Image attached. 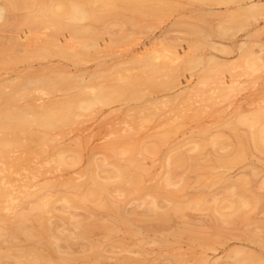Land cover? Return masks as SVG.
I'll list each match as a JSON object with an SVG mask.
<instances>
[{
    "label": "rangeland",
    "instance_id": "374dc122",
    "mask_svg": "<svg viewBox=\"0 0 264 264\" xmlns=\"http://www.w3.org/2000/svg\"><path fill=\"white\" fill-rule=\"evenodd\" d=\"M163 1L164 0H161V1L152 0L151 3L150 2L148 3V6L155 4L153 7L157 8V6L159 5L158 6L159 8L160 6L161 7L163 6V8L160 9L161 11L159 13V10L156 11V8L150 7V10L152 9L151 13H148L150 11L148 10L147 11L148 14L146 13V15L138 18V22H139L137 24L138 27L136 26L130 29L131 27L130 28L126 27L127 25L124 23H119L120 21H116V20H110L111 22L107 21L108 23L106 22L107 23L106 31L104 32V35L102 36L103 39L101 38L99 40L101 41V43L98 46L100 49H98V51L96 52H91L90 54L86 56L87 58L84 57L80 62L73 64L72 63L73 61L71 62V60L69 59L62 58L63 59L62 60L61 58H58L57 56H54V55L50 57L51 59L49 58L50 61H46V62L44 60L46 59L49 60L48 56L39 57V60L38 58L33 59L37 57V56L36 57L33 56V58H30V62L27 64L25 62H28L29 60L25 61V59L21 61V62L25 61L24 63L19 64L18 62H16L17 65L15 68L16 71L14 70L15 72H17L18 68L21 71H23L29 67L32 68V66H34L33 67L34 69L35 67L38 66L37 67L38 69L39 67L40 68L45 67V65L46 67L47 65L51 66L49 64H51L52 62L53 63L55 62L56 67L57 65L60 66V64L63 67L67 66L69 67V70L71 72L72 71L75 72V69L77 70L78 68H79L78 70L82 69L85 72L84 74L85 76H87V73L91 74L95 72L97 68H98L97 69L98 71V70H104V67H105V70H107L106 73H108V71L109 72L115 71L116 73L113 72L114 73L113 76H116V77H113L110 75L105 76L104 73L103 74L101 73L102 75H100L98 80L95 79L97 82H95L94 80H91V82L87 81V83L91 85L92 83L96 84L99 82V83L105 84L108 82L109 84L113 82H119L120 77L127 76L128 73L133 74L138 71L137 67H135L133 64L131 65L129 64L130 57H133V56L137 57L138 55L143 56L144 52L148 51L150 53L152 51L153 53L156 52L155 53L156 57H157V54L159 57V58L157 57L153 59V62L155 64H157L158 66L160 65L159 66L160 71L158 72V75H156L157 79H164L166 78L167 75H171V73L172 75H175V77H179L177 78V82H178V84L176 83L177 86L174 85L173 87H170L169 90L168 88H158L157 89V87L149 90L145 86L143 85L141 86L143 90L145 89L144 91H147L148 93L150 92L149 94L154 100L158 99L157 101H159L160 103V104L159 103L157 104L159 108L157 106H155V108L153 107L154 109L152 108L151 115H154V117L152 116V120L150 119L151 121L150 120L141 121L144 114L147 113L148 111H146V109H143V108L141 109V111H139L140 108L142 107L140 101L138 102L131 101L129 102V104L124 103L122 101H119V102L116 101V102H113L114 104L113 103L107 104L108 106L98 105L92 108L91 110L84 112L83 114H80V116H77L73 122L66 125L65 128L61 131L58 129L51 131L48 134L49 145H51L52 149H65L67 152L66 158H68V160L71 161V164H69L68 166L55 168L56 171L54 169L53 170L49 169V172L48 170H43L44 172V173L42 172L43 174H40V172H35L34 174H31L32 177L27 176L29 179L28 178L26 179L30 181V179L32 178L30 183L36 184L37 186L45 182H49L53 184L54 187L50 190L51 191L50 193L51 195L54 194V196L55 195L60 196L63 194H73L75 190H73V188L70 186V183L72 182L81 183V181L85 179L86 177L85 170L88 167L90 161L99 163L100 169L105 168V170L100 171L101 177H105L108 175L107 169H111L115 165L126 162V158H128L127 152H123L122 148H118L117 152L113 151L111 148L112 147L111 145L114 142L113 140H116L117 138H125L122 140L131 142L132 146L134 144L135 154L134 152L133 154L135 157L141 160L140 168L143 174L142 175L143 183L145 185H153V184H157L158 182H159L158 184H160L161 182H162L161 184H164L165 179H166L165 177L168 175L170 177V184L166 185V187L167 188L169 187L177 188V186L180 185L179 179L181 178L180 180L182 182V179L185 178L186 180L184 184L185 186L181 190V196H178L176 199L180 203L182 202L181 204H184L185 202L184 205L186 207L184 206L183 210L179 214H175L171 212V214L169 215L170 217L168 216L167 219L162 224L158 225L157 221L152 216L153 214H150V212L151 213L153 212L152 211L145 212V209L147 208L148 204L151 203V201L156 200V202H158L159 210H163L167 208V206H169L170 202L169 200H166L168 198L161 196V195H158V196L155 195V197H153V195L151 194L142 193L143 191L134 192L132 195H128V194L124 195L122 192L118 190L116 192L115 190L111 194L110 193L107 194L109 199L113 198V199L118 200L119 204L121 205L120 209L123 212L130 214L131 217L135 218L134 226L136 229H139L141 232V233L139 232L136 235H133L134 236L133 237L132 235L130 236L128 235V233L124 232L122 227H119L120 229H118L116 233L114 232L113 235L106 237L102 230L96 228L94 230L93 235L91 236V239L97 242H99L100 240L102 244L101 247L103 249V252L109 257V259H106L107 260L106 262L108 264L113 263L114 259H112V257L118 254L119 255L129 254L132 256L139 257L140 259H143L141 262H138L137 264H248V262L246 261L248 259L247 254H250L248 260H253V258H255L256 262L254 264H264V249H262L264 246L261 247V244L258 243V241L255 242L254 240L253 242L252 238H250L249 236L251 235V233H254L255 239H258V236H259V239L261 238L260 240L264 241V237H263L264 228H262V226H264V191H263L264 183H262L264 181V177H263L264 176V152L259 151V149L255 148L254 146L253 147L248 146L250 144L252 145V143H250L251 142L250 140H247L248 142L245 141V143L247 142L248 144L246 143L245 152L244 154H242L243 156H238L241 159L238 158L239 160L233 163L232 165L228 166L227 168L223 167L219 164L218 162L219 159L217 158V156L223 157L224 155L223 159L229 161V159L231 160L235 157L232 155H234L236 151V147H233V145L231 148L229 147L231 146V142L234 143L235 141V139L233 141L231 138L235 136H233L234 134L231 130L227 129L228 126H224L226 121L227 120L228 122L233 121L232 117L233 118L236 117V116L234 117L233 114L234 115L236 114L237 117L239 116V114L249 115V114L256 112L257 108L261 110L263 109L262 112L264 111V106H262L264 105V47H263L264 46V11H263L264 10L263 9L264 0L259 1L260 2L259 4H262L260 6V9L262 8L263 10L261 14L259 13L260 16L256 18V20L258 21L254 20L253 18L249 19L250 22L247 21V23L242 28H235L233 29L234 32L229 30V34L225 33L223 35H221L223 32L219 28L220 26L219 22H221L222 24L223 23L229 24L228 20L230 18V15L231 13L235 12L233 11L234 10L233 6L232 7H229V6L234 5V4L230 3L228 6L224 3H217L213 1L212 3L211 1H203L202 3L199 0H165L166 2L164 1V4H162ZM165 3L167 4L165 5ZM148 6L146 7L147 9H149ZM164 6H167V7H164ZM153 9L158 13L154 12V15H152L154 11ZM163 9L166 11V13H164L165 11ZM167 10L170 12H168ZM199 11H201L200 15H198ZM221 14L222 15L224 14V15L222 16ZM160 15H163V16H160ZM178 16H181V17H178ZM194 18H196V21ZM179 19H182L183 22H181L182 20L180 21ZM189 20L191 23L189 22ZM40 21L45 22L46 19L44 18V20L42 19ZM117 22H118V25H117ZM169 22L171 25H169ZM47 24H48L47 26H46V23L45 24L43 23V25L40 24V26L39 24L33 26V29H32V32L29 38L31 40L28 41V43L30 42V44H28L29 54L31 53L32 49L37 48L38 46L42 44L44 40H46L44 38L49 37L47 34L52 35L55 27L52 26V23L51 25L49 23ZM173 24L175 25L173 26ZM195 24H197V26ZM255 24L258 25L256 27V30L252 29L251 32L247 36H244L245 32L253 28ZM123 25H126V26L124 27ZM166 26H168V29L170 28L169 31H167ZM99 27L103 28L102 25H99ZM20 28H22L20 29V31H18L20 34L24 33V31L27 32L31 29V28L26 27L27 28L26 30L24 26L23 27L20 26ZM119 28L123 30L121 31V29ZM128 29H130L129 31L132 30L131 32H129V34L135 38H132L130 36L131 38H127V39L125 38V39H121V40L114 41V42L111 41L114 36L115 37L117 36L115 34H118V36H121V34L128 33L126 32L128 31ZM188 29H190L189 31L191 33L188 31ZM200 29H203V31ZM16 30L14 34L17 33ZM118 30L119 32H116ZM134 30L136 31L134 32ZM199 30L202 31V33L198 34ZM3 32L4 31H2V33ZM9 32L10 31H8V34L10 33L13 34V31H11L10 33ZM192 32H193V35H192ZM195 32L197 34L194 35ZM4 33L7 34V31H5ZM24 35L21 34V36H24ZM192 36H193V39H192ZM157 37H158V41H156ZM181 37L184 40H182ZM203 37L206 40H204ZM206 37H208V39ZM186 38L187 40H185ZM135 39L137 42L135 41ZM239 39L247 40V43L243 45L244 47L240 46V42H238ZM192 40L193 41L200 40L201 43L203 41L202 45L200 44L201 45L200 48H198L199 50L197 48L190 47L189 43L191 44ZM205 41L207 43H205ZM257 42L259 44H257ZM168 43H171L172 45ZM213 43H215L217 50L216 48H214L213 50V47L211 46ZM225 43L226 44L228 43L227 46H225L226 45ZM173 44H175L176 47L173 46ZM206 44L207 45L209 44V45L205 46ZM223 46L225 47L226 50L220 49V48H224ZM145 47L147 51H144ZM247 48L249 49L247 50ZM258 49H260V51ZM175 51H178L181 54L187 51L188 53L185 55L187 57H188V54L190 55L189 57L195 56L199 58L198 56H200L201 60L199 59L200 61H197L200 64L199 63L198 65L194 64V69L193 68L188 69L187 66H185V64L183 63L184 59H186L187 57L183 58V56L179 54L182 59L178 58V60L177 59L173 60L172 58L171 60V57L174 56L172 54H174ZM162 52H164L165 54ZM202 52L205 55H203ZM249 52L252 54L255 53L253 56H258L257 60H259V62L261 61V63L263 64L262 68L254 70L252 67L251 68L246 67L245 61H246V58L248 57ZM136 53L137 55H134ZM160 55H161V58H160ZM211 55L215 56L216 60H218L219 62L221 63L225 62V64L222 63L223 67H221L220 72L208 74L204 71V69H202L207 63L208 56L210 57ZM43 58L45 59L43 60ZM165 59H167L169 62L167 60L166 62ZM47 62L48 63L51 62V63L48 64ZM57 62L59 63L57 64ZM118 62L120 63V65L118 64ZM53 63H52V66L55 67L54 66L55 63L54 64ZM106 63L107 64L109 63V65L107 66ZM182 63L183 65L180 66L179 68L180 70L178 68H175L176 70L172 71V67H174L173 64L176 67L178 66V64L181 65ZM236 63L238 66L236 65ZM29 64H31L32 66ZM64 64L66 65L64 66ZM122 66H124V68ZM224 66L225 67L227 66L228 68H225ZM181 68H183L182 69L183 72ZM7 71H9V69H0V75L5 76L9 74H15L13 70H12L13 73H11V70L9 72ZM167 71L170 74H168ZM176 71H178V73ZM174 72L177 75L174 74ZM201 72H203V75ZM166 73L167 75H164ZM255 73H257V75H255ZM119 74H121L122 76H119ZM260 83L262 84L261 86H260ZM216 85L218 87H216ZM222 85H224L223 87L225 88L224 90L226 92L224 95H226L227 97L226 96L224 97L223 93L217 91L219 87H222ZM230 86L232 88L234 87V90ZM205 88L207 89V92ZM197 89H199V91H197ZM161 90L163 92H161ZM179 91H182L181 94L188 97L187 98L188 100L186 99V97L184 98V96L182 98L179 95L180 93ZM215 91H217V93ZM194 92H196L197 94ZM228 92H230V94H228ZM174 93H176V95ZM33 94H35V96L41 95L40 92L39 93L34 92ZM211 94H213V96ZM42 95L44 97L45 96L47 97V94H42ZM177 95H179V97ZM218 95L220 97H218ZM174 96H177V98H175ZM204 96H206V98H203ZM208 96L213 99V101L211 99L212 102H208ZM165 100H167V102ZM161 101L164 103H162ZM136 103L137 105H135ZM179 103L182 105H180ZM183 103H186V104H183ZM161 106L164 108V111ZM230 114L232 115V117ZM237 117L235 119H237ZM243 125L239 124V130H240L239 132L243 133L242 131H245L246 133L247 130L245 129H249L248 131L251 130V128L246 127L247 125H244V126ZM173 126H176L178 129L179 128L180 129L179 130L176 129L177 131L172 130L171 132L169 128ZM166 130H169L170 134L168 133L164 141H158L157 136ZM222 135L226 137L228 141L229 140L230 141L232 140V141L231 142L229 141V144L224 145V147L222 148L220 145H219L220 146L219 148L218 146L212 147L214 146L212 142L210 141L212 137L213 136L222 137ZM207 137H209V139ZM199 141L200 143L201 141L203 142L202 143L203 148L201 147L200 151L198 150L196 151L197 147L195 148L194 146H195V143L197 145ZM228 141L226 140V143H228ZM155 143L157 145V147L154 150L155 152L154 151L150 152V151H147L146 149H143L145 144L148 145V144H155ZM179 151L180 153L182 151L189 155L190 154L192 155L194 154L193 152H195L193 156L196 155V157H194L195 161L193 162L194 164L196 163L197 166L194 167L195 166L194 164H193L194 166L193 165L190 166L184 163V164H180L176 166L173 169L167 167V160L172 158L173 155H176ZM15 153L17 152H13L12 155H14ZM236 154L237 153H235V155ZM235 158H237V155ZM35 161L39 162V160L37 159H35ZM39 163H40L39 166L38 164H36L38 168H41V167L47 168L48 165L52 164V162L50 164H47L46 162L42 164V161ZM27 170L29 171V169ZM25 171L24 170L21 171L23 176L22 175L19 176L17 174L19 178L21 177L24 178V174L27 175ZM221 175L226 176V178L228 177L227 179H224V181L226 180L225 182L223 181L222 177L220 178ZM259 175L261 176L262 179L259 178L260 177ZM238 178H245V180L247 179V182H246L247 189L245 193L248 191L247 193L250 195V197H252L253 200H251L252 204L250 205L251 206L253 205V206L251 207L249 205L246 207V209L248 210L246 215H249V216L245 215V218H242L240 220L241 217H238L235 214L238 220L237 218H235L236 216L233 215L235 216L234 217L235 220L232 217V222L231 221L226 222L224 221V218H225L224 214H226V211L227 213L231 211V209L229 210L228 209L229 207L227 206L229 202L228 197H230L231 193H234V190H235L230 184L231 182L237 180ZM258 178L259 180H256ZM248 179L250 181V184H248L249 183ZM256 181L258 182L255 183ZM227 182L229 184H227ZM222 187L225 190H223ZM219 190L221 191V193ZM224 191L226 192V194L224 193ZM217 195L219 198L221 196L220 199L222 201L218 200L220 201L219 202L220 207L218 206V208L220 209L216 211L211 208H206V205L205 206L200 205L201 207L199 206L192 207L191 205L189 206L186 205L187 201H190V200L191 201L193 200L194 202H199V201L204 202L205 201L207 204L213 205V203L215 202L214 200L218 199ZM232 196L234 197L232 199H235L236 194L235 195L233 194ZM254 198H258V199L254 200ZM257 201H259V203ZM253 202L255 203L253 204ZM55 205H56L55 211L53 213L47 214V216H49L48 218L51 220V222L57 226V230H62L64 227H66V223L64 224V222L61 221L59 217L60 214H65V215L74 214V215H77V217H87V216L89 217L91 215L89 211V206H91L94 210H96L99 216L103 217L104 220L106 221L109 220V215L107 214L108 212L104 209H101V208L99 209V207L98 209L97 207H93L92 203H90V205L88 203L87 206L84 205L80 207L79 206L78 207H67V205H65L62 201H57ZM224 205H226L227 207L223 208ZM254 207H256V209ZM224 211L225 213H223ZM249 212L251 215L249 214ZM257 212L259 213L257 214ZM221 213H223V215H221ZM247 221H250L251 223ZM252 222H255V223L252 224ZM145 224H147L148 227L150 228L155 227V229H157L160 232L157 231L158 232L157 234L156 231L155 232L152 231L150 232L151 236H145L147 235V232L144 229L146 228L144 226ZM251 224H252V227H250ZM186 228H190L192 230L190 232L193 237L189 235L187 231H185ZM176 230H178L180 234L176 235L175 234ZM238 230L242 231L241 234ZM248 230H250L251 232ZM243 233L245 234L247 233V234L245 235ZM153 235L155 237L156 236L157 237L164 236V238L167 237L171 244L167 246L166 245L162 246V244L153 242L151 241V237H153ZM117 240L120 241L121 244ZM31 243H32L31 240H28L25 238H22L20 241L21 245H26V246L31 245ZM62 245L65 248L67 244L66 242H62ZM72 249L75 251H81L82 249L87 250V246L82 240L76 239L72 244ZM235 249L241 250V251L233 255V252L235 251ZM139 250H144L145 255L140 256L138 253Z\"/></svg>",
    "mask_w": 264,
    "mask_h": 264
},
{
    "label": "bare ground",
    "instance_id": "6f19581e",
    "mask_svg": "<svg viewBox=\"0 0 264 264\" xmlns=\"http://www.w3.org/2000/svg\"><path fill=\"white\" fill-rule=\"evenodd\" d=\"M151 1L150 0H0V69H9V71L11 70V73H13V71L15 70L16 65H17L16 62H18L20 64V63H24L25 61L29 60L28 62H25L27 64L30 62V58H33V56L34 57L37 56L36 58H33V59L38 58V60H39V57H47L48 56V59H49L50 57H52L54 55V56H57L58 58H61V59L62 58L63 59H69V60H71V62L73 61L72 62L73 64L80 62L84 57L87 58L86 56L88 54H90L91 52H96V51H98V49H100L98 46L101 43V41H99V40L102 38V36L104 35V32L106 31V26L108 23L107 21H110V20L120 21L119 23H124L127 25V26L123 25L124 27L125 26L129 27V28L131 27L130 29H132V27H136V26L138 27V25H137L139 23L138 18L146 15L147 11L150 10V7H153L155 5V4H153L151 6H148V3L149 2L151 3ZM164 1H163V3L162 2H160V3L164 4ZM199 1H201L202 3H203V1H211V3H212V1H213V2H217V3H224L228 6L230 3L234 4V5L229 6V7L233 6V9H234L233 11H235V12L232 11L233 13L230 12L231 15H230V18L228 20L229 24H224V23L222 24L221 22H219L220 23L219 28L223 32L221 35H223L225 33L229 34V30L234 32L233 29L242 28L247 23V21L250 22L249 19L253 18L254 20H256V18L258 16H260L262 10L264 9V8L260 9V6L262 5V4H259L260 0H199ZM166 4L167 3H165V5ZM200 4H199V6H200ZM147 6L149 9L146 8ZM158 6H157V8L156 7H153V8H156V11L159 10V13H160V11H161L160 9L163 8V6L162 7L160 6V8ZM164 7H167V6H164ZM230 9H232V8H230ZM163 10H162V12H163ZM151 11H152V9L148 13H151ZM156 11L154 10L152 15H154V12L158 13ZM168 12H170V11H168ZM200 12L201 11H199V14L198 13L197 14L200 15ZM164 13H166V11ZM160 16H163V15H160ZM178 17H181V16H178ZM191 17H193V16H191ZM44 18L46 19L45 22L40 21L42 19L44 20ZM194 19L196 21V18H194ZM179 20L181 21L182 19H179ZM185 20H184V22H185ZM256 21H258V20H256ZM38 22H40V23H38ZM181 22H183V20ZM189 22H190V20H189ZM37 23L39 24V26H40V24L43 25V23L44 24L46 23V26L48 25L47 23H49L50 25L52 23V26H54L55 29L53 28L54 31L51 30V31H53L52 35L50 34L51 37L49 34H47L49 37L44 38L46 40H44L42 42V44L40 46H38L37 48L32 49L31 53L29 54L28 44H30V42L28 43V41L31 40L29 38H30V35L32 32L33 26L38 25ZM99 25H102L103 28L99 27ZM117 25H118V22H117ZM169 25H171L170 22H169ZM174 25L175 24H173V26ZM195 25L197 26V24H195ZM20 26L21 27L24 26L25 28L26 27L31 28L30 29L31 31L28 29L29 31H27V32L24 31L25 35H24V33H21L22 35H24V36H21V34L18 32V31H20V29H22V28H20ZM257 26L258 25L255 24L253 26V28H251L250 30L245 32L244 36H247L251 32L252 29L256 30ZM166 27H167V31H169L170 28L168 29V26H166ZM12 28L13 29L16 28L18 30H16V29L13 30ZM140 28H142V27H140ZM119 29H121V28H119ZM130 29H128V31H126L128 33L121 34V36H118V34H115L117 36L116 37L114 36L111 41L114 42V41H118V40L125 39V38L126 39L131 38L132 36L129 34V32H131L132 30L129 31ZM213 29H214V27H213ZM15 30L17 31L16 34H14ZM26 30H27V28H26ZM122 30L123 29H121V31ZM189 30L190 29H188V31ZM200 30L203 31V29H200ZM200 30H199L198 34L202 33V31H200ZM2 31H4V32L7 31V34H5L4 32L2 33ZM8 31H10V32L13 31V34H11L10 32H9L10 34H8ZM135 31L136 30H134V32ZM116 32H119V30ZM33 33H35V32H33ZM208 33H210V32H208ZM195 34H197V33L195 32L194 35ZM212 34H213V32H212ZM35 35H37V34H35ZM192 35H193V32H192ZM216 36H218V35H216ZM231 36H232V34H231ZM132 38H135V37H132ZM206 38L208 39V37H206ZM181 39H182V37H181ZM192 39H193V36H192ZM182 40H184V39H182ZM185 40H187V38ZM201 40H202V38H201ZM204 40H206V39L204 38ZM135 41H136V39H135ZM156 41H158V37L156 38ZM238 42H240V46L242 47L243 45H245L247 43V40L246 39H239ZM163 43H165V42H163ZM177 43H178V41H177ZM177 43H176V45H177ZM179 43H181V42H179ZM202 43H203V41H202ZM202 43L200 40L199 41L198 40L197 41L192 40L191 44L189 43V45H190V47H194V48L198 49V48H200ZM205 43H207V42L205 41ZM168 44H171V43H168ZM227 44L225 46H227ZM257 44H259V43L257 42ZM208 45L206 44L205 46H208ZM173 46H175V44H173ZM211 46L213 47V50H214V48H216V50H217L215 43H213ZM33 47H35V46H33ZM154 49H156V48H154ZM220 49L226 50L225 47L220 48ZM248 49L249 48H247V50ZM258 50L260 51V49H258ZM29 51H30V49H29ZM144 51H147L146 47H145ZM25 52H27V53H25ZM151 52L150 53L148 51L144 52L143 56L138 55L137 57H134V56L130 57V60H129L130 63L129 64L130 65L133 64L135 67H137L138 71L136 73H133V74L128 73L127 76H122L121 74H119V76H122V77H120V81L109 83V84H108V82L105 84L98 82L96 84L92 83L90 85L87 83V81L91 82V80H94L95 82H97L96 80H98L100 75H102L103 73L105 76H109V75L113 76L114 75L113 72H115V71H113V72L108 71V73H106L107 70H105V67H104V70H98V71H97L98 68L97 69L95 68L96 69L95 72H93L91 74L87 73V76H85L84 75L85 72L82 69L78 70L79 69L78 68L77 70L75 69V72H73V71L71 72L69 70V67H67V66L63 67V66H61V64H60V66L57 65V67H58L57 68L55 62H54L55 67H53L52 61H51L52 63L49 62L51 64H49L47 62L51 66L47 65V67H46V65H45V67H43V68L39 67L38 69H37V67H38L37 66L33 69L34 66L29 64L32 66V68L29 67L23 71H21L18 68L19 70L17 69V72H15L16 70L14 71L15 74H9V75H5V76L0 75V264H108L106 262L107 261L106 259H109V257L103 252V249L101 247L102 244H101L100 240H99V242H97V241L91 239V236L93 235L94 230L96 228L102 230L106 237L113 235L114 232L116 233V231L118 229H120L119 227H122L124 232L128 233V235H130V236L136 235L140 232V230L136 229L134 226L135 218L131 217L130 214H127L120 209L121 205L119 204L117 199H113V198L109 199L108 198L107 194H109V193L111 194L115 190H116V192H117V190L122 192L124 195H126V194L132 195L134 192L143 191L142 193L151 194V195H153V197H155V195L156 196L161 195V196L168 198V199H166V198L165 199L169 200V202H170V203L168 202L169 206H167V208H165L163 210H159L158 202H156V200L151 201V203L148 204L147 208L146 207H145L146 209L144 208L145 212H150V211L153 212V213L150 212V214H153L152 216L157 221L158 225L162 224L167 219V217L171 214V212H173L175 214H179L183 210V208L185 206L184 205L185 202H184V204H181L182 202L180 203L176 198L178 196H181V190L185 186L184 185L185 181H186L185 178L182 179V182L180 180L181 178L179 179L180 185L178 184L179 186H177V188H171V187L167 188L166 187V185L170 184V177L168 175L165 177L166 179L164 178L165 179L164 184H161L162 182L160 184H158L159 182L158 183L156 182L157 184L145 185L143 183V179H142L143 174H142L141 168H140L141 167V160L134 156V154H135L134 144L132 146L131 142H127L125 140H122L125 138H117L116 140H113L114 142L112 143L111 148L113 151H116V152H117L118 148H122L123 152H127L128 158H126V162H124L122 164L115 165L111 169H107L108 175L105 177H101V175H100V171L105 170V168L100 169L99 163H96L93 161L92 162L90 161V163L88 162L89 165L85 170L86 171L85 172V176H86L85 179L83 181H81V183L80 182L79 183H75V182L70 183V186L73 188V190H75V192L73 194H63L60 196H57V195L54 196V194L51 195V193H50L51 192L50 190L54 187L53 184H51L49 182H45V183L37 186L36 184L30 183L32 178L30 179V181L26 179L29 176L32 177L31 174H34L35 172H40V174H43L44 173L43 170H48V172H49V169L55 170V168L68 166L69 164H71V161H69L68 158H66L67 152L65 149H52L51 145H49V142H48V140H49L48 134L51 131L56 130V129H58L60 131L63 130L65 128V126L68 125L69 123L73 122L77 116H80V114H83L84 112H87V111L91 110L92 108H94L98 105H107V104H110V103H113L116 101L117 102L122 101V102L128 103V104L131 101H133V102L140 101L142 107L140 108L139 111H141L142 108L146 109V111H148L147 113L144 112L145 114L143 117L141 116L142 117L141 121H149L150 119L152 120V116L154 117V115H151L152 108L153 107L155 108V106H157L159 101H157L158 99L154 100L150 96V94H149L150 92L148 93L147 91H144L145 89L143 90V88L141 86L143 85L149 90L154 89L156 87H157V89L158 88H168V90H169L170 87H173L174 85L177 86V84H178L177 78H179V77H175V75H172V73H171L172 76L167 75V73H168V71H167V73L164 74V75H167L166 78L157 79L156 75H158V72L160 71V69H159L160 65L158 66L157 64H155L153 62V59L157 58L158 54L156 57V55H155L156 52L155 53L152 52L153 54ZM162 53H164V52H162ZM187 53H188L187 51L182 53V54L179 53L178 51H175L174 54H172L174 56L171 57V60H172V58H173V60L174 59L178 60V58H181L180 55H182L183 58L187 57V56H185ZM243 53H245V52H243ZM202 54L205 55L203 52H202ZM254 54L249 52L248 57L246 58V61H245V65L248 68L252 67L254 70L255 69L257 70L259 68H262L263 64L261 63V61L259 62V60H257L258 56H253ZM134 55H137V53ZM189 56L190 55L188 54V57ZM197 56H198V54H197ZM188 57L186 59H184L183 63L185 64V66H187L188 69H192V68L194 69V64L198 65L199 62H197V61L201 60L200 56H198L199 58H197L195 56L189 57V58ZM160 58H161V55H160ZM23 59H25V61L21 62V61H23ZM44 59L45 58H43V60ZM50 59L49 60L46 59L44 61L45 62L50 61ZM166 60L167 59H165V61ZM243 60H244V58H243ZM160 61H162V60H160ZM41 62H43V61H41ZM58 63L59 62H57V64ZM113 63H115V62H113ZM125 63H127V62H125ZM183 63L181 65L178 64V66H176V67L173 64L174 67H172V71H175L176 70L175 68L179 69L180 66L183 65ZM222 63L225 64V62H222ZM222 63L219 62L218 60H216L215 56L211 55L210 57L208 56L207 63L202 69H204V71L208 74L217 73V72H220L221 67H223ZM118 64L120 65L119 62H118ZM65 65L66 64H64V66ZM108 65H109V63L107 64V66ZM112 65H114V64H112ZM236 65H237V63H236ZM241 65H243V64H241ZM122 67L124 68V66H122ZM65 68H67V69H65ZM169 68H171V67H169ZM225 68H228V67L226 66ZM238 68H240V67H238ZM182 69L183 68H181V70ZM87 70H88V68H87ZM9 71H7V72H9ZM118 71H119V69H118ZM176 72L178 73V71H176ZM182 72H183V70H182ZM249 72H251V71H249ZM249 72H248V74H249ZM119 73H120V71H119ZM201 73L203 75V72H201ZM162 74H163V72H162ZM168 74H170V73H168ZM174 74H176V73L174 72ZM255 75H257V73H255ZM113 77H116V76H113ZM201 77H203V76H201ZM185 81H187V80H185ZM232 83H233V81H232ZM190 84H192V83H190ZM261 85L262 84L260 83V86ZM223 86L224 85H222V87H219L217 91L223 93V96L225 97L226 95H224V94L226 92H225V90H224L225 88ZM216 87H218V86L216 85ZM73 89H75V90H73ZM219 89H220V91H219ZM232 89L234 90V87ZM164 91H165V89H164ZM197 91H199V89H197ZM217 91H215V92L217 93ZM34 92H38V93L40 92L41 95L35 96V94H33ZM161 92H163V91L161 90ZM179 92H180L179 95L182 98H183V96H184V98L186 97L185 95L181 94L182 91H179ZM206 92H207V89H206ZM213 92H214V90H213ZM176 93H174V94L176 95ZM194 93H196V92H194ZM42 94H47V97L46 96L44 97ZM228 94H230V92H228ZM179 95H177V96L179 97ZM211 95L213 96V94H211ZM177 96H174V97L177 98ZM218 97H220V96L218 95ZM187 98L188 97H186V99ZM203 98H206V96H204ZM193 99H195V98H193ZM211 99L212 98H210L208 96V102H212L213 99H212V101H211ZM167 100H165V101L167 102ZM162 103H164V102H162ZM206 103H207V101H206ZM183 104H186V103H183ZM135 105H137V103ZM180 105H182V104H180ZM262 106H264V105H262ZM262 110L257 108V111L252 113V114H249V113H247L249 115L239 114L238 117L236 114L235 115L233 114V116L234 117L236 116L237 119H235L236 117L233 118L232 115L230 114L233 121L228 122V120H227L226 123L224 122L225 123L224 126H228L227 129L231 130L234 134L233 136H235V137L231 138L233 141L235 139V141H236V142L234 141L235 145L233 142H231L232 140L231 141L229 140L231 142V146H229V145L228 146L230 148L232 147V145H233V147H236L235 153H237L236 154L237 158H235L236 157L235 153H234V155H232L235 157L231 160L229 159V161L223 159L224 155H223V157L217 156V158L219 159L218 162L221 166L227 168L228 166L232 165L233 163H235L236 161L241 159L238 156H243L242 154H244V152H245L246 143L248 142L247 140H250L251 142L250 141L249 142L252 143V145L250 144L248 146H252V147L254 146L255 148H258L259 151L264 152V113H263L264 111L262 112ZM163 111H164V108H163ZM239 124L247 125L246 127L251 128V130L248 131L249 129H245V130H247L245 133V131H242L243 130L242 129L241 131L243 133H241V132H239L240 131L239 130ZM176 129H178L176 126L169 128V130H171V132H172V130L177 131ZM169 130H166V131L162 132L160 135H158L157 136L158 141H164L165 138L167 137L168 133L170 134ZM225 136H227V135H225ZM213 137L210 140L212 142V144L214 145L212 147L218 146V148H219L221 146V148H222V147H224V145L229 144L228 139L226 137H224L223 135H222V137H224V138H222L220 136H217L214 138ZM207 138L209 139V137H207ZM153 139H155V138H153ZM226 140L228 141V143H226ZM245 141H247V142L245 143ZM150 142H151V140H150ZM202 143H203L202 141H201V143L199 141V143L197 145L195 143L194 147L195 148L197 147L196 151L197 150L200 151L201 147L203 146ZM156 147H157L156 143L155 144H148V145L145 144L143 149H146L147 151L153 152ZM13 152H17L15 154L16 155L18 154V155L17 156L15 154H14L15 156L12 155ZM133 152H134V154H133ZM193 153L195 154V152H193ZM231 153H232V151H231ZM194 154L189 155V154L182 152V151L180 153V151H179L176 155H173L172 158L167 160V167L173 169L176 166H178L180 164H184V163L191 166L194 164L193 161H195L194 157H196V155L193 156ZM220 155H221V153H220ZM220 158H222V159H220ZM225 158H226V156H225ZM35 159L39 160V162L42 161V164H44V162H46L47 164H50L52 162V164L48 165L47 168H44V167L42 168L41 166H40L41 168H38L36 166V164H38V166H39L40 163L36 162ZM194 165H193L194 167L197 166L196 163ZM27 169H29V171ZM23 170L24 171L26 170L25 172L27 173V175H25L23 173L24 178H22V177L19 178V176L22 175L21 171H23ZM38 175H39V173H38ZM247 176H248V174H247ZM221 177L223 178V181H224V179L228 178V177L226 178V176H222V175L220 176V178ZM259 178H261V176ZM259 178L256 180H259ZM35 179H36V177H35ZM248 181H249V179H248ZM246 182H247V179L245 180V178H238L237 180L231 182L230 185L235 189L234 193H231V196L233 194L234 195L236 194V197H235V199H232V198H234L233 196L228 197L229 202H228L227 206L229 207L228 208L229 210L231 209V211L228 213L226 211V214H224L225 215L224 221H226V222L231 221L232 222V217L234 219V217L236 215L238 217H241L240 220L242 218H245V215L247 214V211H248L246 209V207L249 206L250 204H252L251 200H253L252 197H250V195L247 193L248 191L246 192L247 194L245 193V191L247 189L246 188V184H247ZM257 182L258 181H256L255 183H257ZM262 183H264V181ZM227 184H229V183L227 182ZM248 184H250V181ZM233 188H231V189H233ZM223 190H225V189L223 188ZM213 193H215V192H213ZM220 193H221V191H220ZM224 193L226 194L225 191H224ZM222 195H223V193H222ZM221 196H220V198H221ZM159 198H161V197H159ZM217 198L218 199L214 200L215 202L213 203V205L212 204L209 205L205 201L204 202H202V201L194 202L193 200L187 201L186 205H188V206L191 205L192 207H196V206L201 207L200 205H203V206L206 205V208H211V209L216 211V210L220 209V208H218V206H219V202L222 201L218 197V195H217ZM255 199H258V198H254V200ZM218 200H220V201H218ZM223 200H225V199H223ZM57 201H62L65 205H67V207H78V206L80 207V206H84V205L87 206L88 203H89V205H90V203H92L93 207H97V209L99 207V209L101 208V209L106 210L108 212L107 214L109 215V220L108 221L104 220L103 217L99 216V214L96 212V210H94L91 206H89V211L91 214L89 217L88 216L87 217H77V215H74V214L73 215L60 214L59 217H60L61 221L64 222V224L66 223V227L63 226L64 228L62 230H57V226L55 224H53L51 222V220L48 218L49 216H47V214L53 213L55 211V209H56L55 203ZM257 202L259 203V201H257ZM254 203L255 202H253V204ZM25 204H27V205H25ZM220 205H221V203H220ZM227 206L224 205L223 208L227 207ZM256 206H258V205H256ZM254 208L256 209V207H254ZM257 211H259V210H257ZM59 212H61V211H59ZM223 213H225V211ZM223 213H221V215H223ZM258 213L259 212H257V214ZM213 214H215V213H213ZM249 214H250V212H249ZM233 215H235V216H233ZM237 216L235 218H237ZM246 216H249V215H246ZM237 220H238V218H237ZM226 222H224V223H226ZM247 222L251 223L250 221H247ZM242 223H244V222H242ZM253 223H255V222H252V224ZM252 224L250 227H252ZM220 225H221V223H220ZM144 226L146 227L144 229L147 232V235H145V236H151L150 232H152V231L157 232L158 231L157 229H155V227L154 228L148 227L147 224H145ZM223 227H225V226H223ZM262 228H264V226H262ZM159 229H160V227H159ZM185 231H187V233L192 236V234L190 232L192 230L190 228H186ZM248 231H250V230H248ZM158 232H160V231H158ZM158 232H157V234H158ZM165 232H167V231H165ZM218 232H220V231H218ZM239 232L241 234L242 231H239ZM142 234H144V233H142ZM175 234L178 235V234H180V232L178 230H176ZM243 234H245V233H243ZM212 236H213V234H212ZM249 236H250V238H252L253 242H254V240H255V242L258 241V243L261 244V247L264 246V241L260 240L261 238L259 239V236H258L259 240L255 239L254 233H251V235H249ZM22 238L31 240L32 241L31 245H28V246L21 245L20 241ZM76 239L82 240L85 243V245L87 246V250H83V249L81 251L73 250L72 244ZM114 240H116V239H114ZM151 241L162 244V246L163 245L167 246V245L171 244L169 242V239L167 237L164 238V236L163 237L162 236H160V237L156 236L155 237L153 235V237H151ZM62 242H66L67 245L65 248L62 245ZM118 242L120 243V241H118ZM133 245H134V243H133ZM166 249H167V247H166ZM262 249H264V247ZM240 251L241 250L235 249V251L233 252V255L236 253H239ZM129 252H131V251H129ZM138 253L140 256L145 255L144 250H139ZM176 255H177V253H176ZM247 255H248V259H249L250 254H247ZM112 259H114V261L111 264H137L138 262H141L143 260V259H140L139 257L132 256L129 254H121V255L118 254L116 256H113ZM248 259L246 260L248 262V264H254L256 262L255 258H253V260H248Z\"/></svg>",
    "mask_w": 264,
    "mask_h": 264
}]
</instances>
